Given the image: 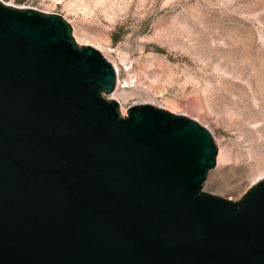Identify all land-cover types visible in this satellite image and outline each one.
I'll use <instances>...</instances> for the list:
<instances>
[{"label": "water", "instance_id": "obj_1", "mask_svg": "<svg viewBox=\"0 0 264 264\" xmlns=\"http://www.w3.org/2000/svg\"><path fill=\"white\" fill-rule=\"evenodd\" d=\"M116 88L63 17L0 2V264H264V178L204 192L211 133Z\"/></svg>", "mask_w": 264, "mask_h": 264}, {"label": "rangeland", "instance_id": "obj_2", "mask_svg": "<svg viewBox=\"0 0 264 264\" xmlns=\"http://www.w3.org/2000/svg\"><path fill=\"white\" fill-rule=\"evenodd\" d=\"M59 15L112 64L107 100L152 105L207 129L203 191L233 202L264 178V0H0Z\"/></svg>", "mask_w": 264, "mask_h": 264}, {"label": "bare ground", "instance_id": "obj_3", "mask_svg": "<svg viewBox=\"0 0 264 264\" xmlns=\"http://www.w3.org/2000/svg\"><path fill=\"white\" fill-rule=\"evenodd\" d=\"M262 180V179H261Z\"/></svg>", "mask_w": 264, "mask_h": 264}]
</instances>
